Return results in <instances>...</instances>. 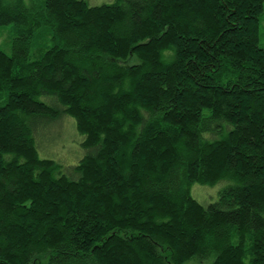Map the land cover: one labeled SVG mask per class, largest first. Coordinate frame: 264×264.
Masks as SVG:
<instances>
[{"label":"trees","instance_id":"trees-1","mask_svg":"<svg viewBox=\"0 0 264 264\" xmlns=\"http://www.w3.org/2000/svg\"><path fill=\"white\" fill-rule=\"evenodd\" d=\"M262 14L0 0V264H264ZM65 116L84 138L75 166L39 154ZM222 182L208 206L191 194Z\"/></svg>","mask_w":264,"mask_h":264},{"label":"rangeland","instance_id":"rangeland-1","mask_svg":"<svg viewBox=\"0 0 264 264\" xmlns=\"http://www.w3.org/2000/svg\"><path fill=\"white\" fill-rule=\"evenodd\" d=\"M91 6L115 4L116 0H87ZM29 6L31 0H24ZM261 29L259 45L264 48V14L261 16ZM13 27H0V50L8 54L12 52ZM52 44L50 40V45ZM36 54V52H35ZM84 138L76 129V122L72 117L65 116L63 120L44 130L39 138V154L41 158L52 159L63 166H75L86 155L81 146ZM229 186V183L222 182L215 186L195 184L192 187V196L202 205L208 206L219 200L220 193ZM185 264H211L200 258H194Z\"/></svg>","mask_w":264,"mask_h":264}]
</instances>
